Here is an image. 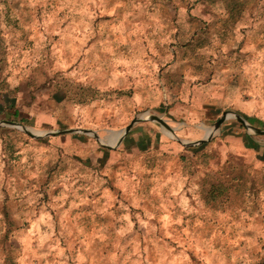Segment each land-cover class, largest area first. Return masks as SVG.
Returning <instances> with one entry per match:
<instances>
[{
	"label": "rangeland",
	"instance_id": "rangeland-1",
	"mask_svg": "<svg viewBox=\"0 0 264 264\" xmlns=\"http://www.w3.org/2000/svg\"><path fill=\"white\" fill-rule=\"evenodd\" d=\"M224 112L264 130V0H0L1 260L264 264V135L232 117L189 146ZM136 118L164 140L46 135Z\"/></svg>",
	"mask_w": 264,
	"mask_h": 264
},
{
	"label": "crops",
	"instance_id": "crops-1",
	"mask_svg": "<svg viewBox=\"0 0 264 264\" xmlns=\"http://www.w3.org/2000/svg\"><path fill=\"white\" fill-rule=\"evenodd\" d=\"M166 71H169L171 73L174 72V70H172L171 68H170V70L167 69ZM162 84H161L162 86H165V90L166 89H170L173 86V84H171V82H167L166 79H163L162 80ZM178 111H180L179 110V107L177 109V112ZM171 113H172V111L169 112L170 115H171ZM142 125H144V126L134 127V129H132V131L126 136V138L123 140V142L120 145H119L120 141L118 140L117 144L115 145V146H117V150L118 151L120 149L125 150L126 148H129L132 143H136L138 141L139 142H143L144 141L145 143L148 144L149 142L150 143L153 142V140H152L153 138H155V140H157V139L158 140H162V141L164 140L163 139L164 138L163 133H161L159 130H155L154 129L153 131H155V135H153L154 132L152 133L147 128L148 124L145 123V124H142ZM138 127H140V128H138ZM141 127H144L143 128L144 130ZM135 131H138V132H135ZM144 131H146V132H144ZM114 132H117V131H114ZM189 146L190 147H193L195 145H193V146L192 145H189ZM166 150L167 149H163V148L160 149V151H162L163 154L165 153ZM118 151H112V150H110V152H108V154H106V155H107V157H108V155H110V158H112V157H115L114 155H116L118 153ZM165 164H166V162L163 163V167L166 166ZM182 177H183V174L177 172L176 173V177H175L177 179L176 182L178 183L179 178H182ZM187 184H189L188 180H187ZM210 187L211 188L209 189V191L207 193V198L205 200V203L206 202L207 203H210L209 197H210V192L212 190L213 185H211ZM217 202H219V200ZM212 203H215V202H212ZM181 216H182V212H180V213L176 212V215L174 216V218H182ZM192 245L196 246L195 247L196 249H202V250H205V251H208V252H217V251H220V249L223 248V245H220L219 243H214L212 241L207 242V243L201 245L200 247H198L199 246V243H193ZM130 246H131V244L128 243L127 246H126L127 247L126 249H128ZM61 258H62V260L60 261V263H62V264H81V255H78V257L75 259L72 256L68 255L66 252H64V254L61 256ZM203 259L204 260H200V258H197V259L194 258V259H188V260H183V261L177 259V260L173 261L172 264H227V263L228 264H230V263H233V264L234 263H240L241 264L242 263L241 261H235V260H228L225 263V262H223V259L222 258H217L216 260L215 259H211L210 256H209V254H208V257L203 258ZM108 260L109 261L107 262V264H115V262H114L115 260L114 259L108 258ZM43 261H45V259H43ZM122 261H123L122 262L123 264H133V262H131L130 259H123ZM138 263L139 264H145V262H143V261L140 262V260L138 261ZM0 264H4V261L1 260V257H0ZM15 264H38V263H34L33 262V256H30L29 254H24L23 256H21L16 261Z\"/></svg>",
	"mask_w": 264,
	"mask_h": 264
},
{
	"label": "water",
	"instance_id": "water-1",
	"mask_svg": "<svg viewBox=\"0 0 264 264\" xmlns=\"http://www.w3.org/2000/svg\"><path fill=\"white\" fill-rule=\"evenodd\" d=\"M231 115L235 116L237 118V120L239 122H241L247 129L253 131L254 133L258 134V135H264V130H261L251 124H249L244 118H242L239 115L233 114L232 112H224L222 117L215 123L214 127L212 128V133L211 135H214L216 132L220 131L221 127L224 125V123L230 119ZM148 119H144V118H136L130 125H128L126 128L117 131V133L120 135V143L119 145L123 142V140L126 138V136L132 131V129H134V127H137L138 125L143 124L144 122H147ZM151 121L157 122L162 126H165L168 129H171L162 119L160 118H152ZM4 124L11 126V127H15V128H19V129H24L20 124L17 123H13V122H4ZM1 125V124H0ZM26 131L27 134H29L32 138H40L41 135L40 134H34L31 131H29L28 129H24ZM172 130V129H171ZM114 132V131H112ZM76 133H83V134H87V135H91L94 136V138L101 143V145L104 148H107L109 150H116L117 146H112V145H108L102 142V138H100L99 134L95 131H91V130H63V131H54V132H50L46 135H50V136H56V135H67V134H76ZM44 134V133H43ZM210 136L206 137L203 140H200L198 142H192L189 145H200V144H204L206 142L209 141Z\"/></svg>",
	"mask_w": 264,
	"mask_h": 264
},
{
	"label": "trees",
	"instance_id": "trees-1",
	"mask_svg": "<svg viewBox=\"0 0 264 264\" xmlns=\"http://www.w3.org/2000/svg\"><path fill=\"white\" fill-rule=\"evenodd\" d=\"M248 121L252 124V125H260V123L258 122V120H256L255 118H249ZM226 188L221 184V185H213L212 190L210 192V203L212 202H217L219 200V196L222 194L220 191H225ZM209 202V201H208Z\"/></svg>",
	"mask_w": 264,
	"mask_h": 264
},
{
	"label": "bare ground",
	"instance_id": "bare-ground-1",
	"mask_svg": "<svg viewBox=\"0 0 264 264\" xmlns=\"http://www.w3.org/2000/svg\"><path fill=\"white\" fill-rule=\"evenodd\" d=\"M150 117H151V116H150ZM230 117L232 118V117H235V116L231 115ZM145 118H146V117H145ZM211 133H212V130H211L210 133L207 135V137L210 136ZM38 134L41 135V134H43V132H38ZM118 136H119V138H118V139H115L113 145L116 144V143L118 142V140L120 141V135L118 134ZM102 142H104V141H102ZM105 142H107V141H105ZM108 145H111V144L109 143ZM113 145H112V146H113Z\"/></svg>",
	"mask_w": 264,
	"mask_h": 264
}]
</instances>
